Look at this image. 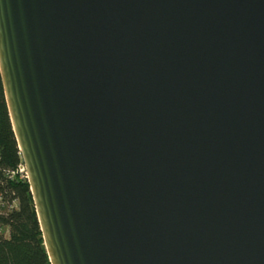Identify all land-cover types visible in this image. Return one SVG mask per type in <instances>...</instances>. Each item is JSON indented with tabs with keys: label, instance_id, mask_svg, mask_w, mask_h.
<instances>
[{
	"label": "water",
	"instance_id": "1",
	"mask_svg": "<svg viewBox=\"0 0 264 264\" xmlns=\"http://www.w3.org/2000/svg\"><path fill=\"white\" fill-rule=\"evenodd\" d=\"M0 74L51 264H264V0H0Z\"/></svg>",
	"mask_w": 264,
	"mask_h": 264
},
{
	"label": "trees",
	"instance_id": "2",
	"mask_svg": "<svg viewBox=\"0 0 264 264\" xmlns=\"http://www.w3.org/2000/svg\"><path fill=\"white\" fill-rule=\"evenodd\" d=\"M0 150L2 169L16 168L22 154L13 129L5 90L0 74ZM3 179L2 176H0ZM9 196L18 201V208L0 219L9 230V238L0 235V264H51L43 239L29 182L5 183Z\"/></svg>",
	"mask_w": 264,
	"mask_h": 264
},
{
	"label": "built area",
	"instance_id": "3",
	"mask_svg": "<svg viewBox=\"0 0 264 264\" xmlns=\"http://www.w3.org/2000/svg\"><path fill=\"white\" fill-rule=\"evenodd\" d=\"M2 162V153L0 150V164ZM0 176L3 177L1 179L0 177V219L9 215L13 211H15L18 208V201L15 199L14 196H9L7 193V190L3 187H5V183H12L16 180H19L21 182H28V172L25 166V163L22 161L21 163L16 167L12 169H2L0 167ZM5 227H2L0 224V233L1 230Z\"/></svg>",
	"mask_w": 264,
	"mask_h": 264
},
{
	"label": "rangeland",
	"instance_id": "4",
	"mask_svg": "<svg viewBox=\"0 0 264 264\" xmlns=\"http://www.w3.org/2000/svg\"><path fill=\"white\" fill-rule=\"evenodd\" d=\"M0 235L5 238H9L10 235L9 230L7 228L2 229Z\"/></svg>",
	"mask_w": 264,
	"mask_h": 264
}]
</instances>
